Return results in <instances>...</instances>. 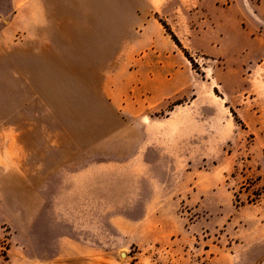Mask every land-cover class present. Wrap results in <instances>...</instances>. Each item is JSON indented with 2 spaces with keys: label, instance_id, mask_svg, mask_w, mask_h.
Returning <instances> with one entry per match:
<instances>
[{
  "label": "rangeland",
  "instance_id": "374dc122",
  "mask_svg": "<svg viewBox=\"0 0 264 264\" xmlns=\"http://www.w3.org/2000/svg\"><path fill=\"white\" fill-rule=\"evenodd\" d=\"M47 3L50 18L35 33L53 41L26 42L21 30L0 40V168L6 172L7 157L21 156L22 142L31 164L37 163L45 141L48 164L79 169L93 160L96 199L109 201L66 204L73 218L49 220L66 224L70 234L64 237H72L74 251L51 249L42 236L46 220L29 223L16 213L15 232L0 221V264H57L81 255L86 243L103 245L95 258L127 264H261L264 9L253 12L247 0ZM146 8L158 28L169 38L161 21L166 22L188 52L190 58L178 46L195 74L185 98L199 92L201 99L173 119L171 153L149 156L155 202L135 200L149 192L148 180L137 164L127 170L137 150L135 125L129 137L110 138L123 124L110 102H120L117 94L135 86L141 53L149 49L140 40ZM35 50L43 52L41 58ZM183 101L171 100L152 115L166 116ZM164 140L160 147L167 146ZM8 196L1 193L2 207ZM29 207L37 216L38 203ZM4 213L13 218L6 206Z\"/></svg>",
  "mask_w": 264,
  "mask_h": 264
},
{
  "label": "crops",
  "instance_id": "0c3cea01",
  "mask_svg": "<svg viewBox=\"0 0 264 264\" xmlns=\"http://www.w3.org/2000/svg\"><path fill=\"white\" fill-rule=\"evenodd\" d=\"M3 2V9L0 10V40L15 36L20 30L24 34V41L31 42H51L53 40L45 39V35L35 33L47 25L51 11L47 0H0ZM232 3L242 0H231ZM250 2H256V6H251ZM249 9L255 12V9H264V0H247ZM56 10V9H55ZM145 18L140 19V24L144 30L140 35L141 42L145 41L149 49L141 53L138 66V76L136 84L128 92L118 93L120 102H110L120 113L122 126L110 136V138L123 134L130 136V130H137V150L132 153L134 156L127 163V170L134 168L131 164L140 166L139 171L148 180L146 185L149 192L141 193L137 201L155 202L158 201V188L152 183V177L149 174L150 165H152L149 156L151 154H167L170 151V135L173 133L170 125L174 118H182L180 112L190 111L192 105L201 102L200 93L196 92L193 99H186V93L189 92L191 75L195 77L190 63L184 53L180 50L176 42L170 36L165 35L158 28L154 18L150 16V10L145 9ZM61 11V10H60ZM152 26L156 28L152 31ZM34 36L35 38H32ZM33 39V40H31ZM36 39V40H35ZM137 41V40H136ZM27 53V52H26ZM34 57L41 58L42 51H33ZM109 92V97H110ZM124 99H123V98ZM183 98L186 105H175L172 110L167 111L166 116H157L152 112L162 109L171 100ZM121 99H123L121 101ZM176 119V120H180ZM108 137L103 138V141ZM167 140L166 147H160L162 141ZM38 150L37 163L31 164L32 155L24 142L21 144V156L17 158L14 155L7 157L6 172L0 168V221H8L12 231L15 232L18 226L14 222L16 213L22 214V218L31 222L45 221L46 225L42 230V236L48 240L52 250H72V237H64V234H70L66 224L62 221L51 223L49 220H66L74 217L71 210H68L66 204L74 202H86L87 204L95 201H109L106 198L96 199L95 193V162L88 161L86 165L79 169H66L62 163L48 164L45 141L40 142ZM14 141L9 139L8 148L12 149ZM94 146L95 140L91 138L88 146ZM21 158V159H19ZM2 157L0 156V163ZM109 165V164H108ZM114 171H118L116 168ZM127 176V175H126ZM133 177L132 174L128 175ZM118 177V175H116ZM125 177V175H120ZM150 182V183H149ZM6 192L9 195L5 205L2 207L1 193ZM20 192L23 194L22 204L19 201ZM33 195V196H32ZM149 196V197H147ZM132 199H120L125 202ZM111 201V200H110ZM26 204L24 205V203ZM32 202L38 203V213L31 211L29 205ZM12 212V217L4 213V209ZM12 221V224L10 221ZM34 223V224H35ZM52 224H54L52 226ZM65 228L68 233H66ZM72 233V232H71ZM70 239V240H69ZM79 246L78 244L76 245ZM104 249L103 245L95 243L82 244V254H75L70 258L62 259L57 264H127L122 260L98 257L95 258V251ZM75 250H78L76 248ZM264 264V259L262 263Z\"/></svg>",
  "mask_w": 264,
  "mask_h": 264
},
{
  "label": "trees",
  "instance_id": "16d2710c",
  "mask_svg": "<svg viewBox=\"0 0 264 264\" xmlns=\"http://www.w3.org/2000/svg\"><path fill=\"white\" fill-rule=\"evenodd\" d=\"M162 24L164 25V27L166 28L167 32L172 36L173 40L176 42V44L182 48L185 52V54L189 57L188 52L183 48L179 38L174 34V32L170 29V27L166 24V22L161 21ZM190 58V57H189ZM234 115H236V113L234 111H232Z\"/></svg>",
  "mask_w": 264,
  "mask_h": 264
}]
</instances>
